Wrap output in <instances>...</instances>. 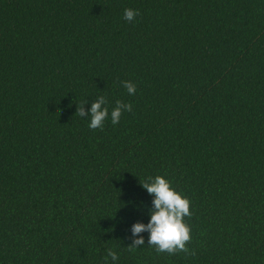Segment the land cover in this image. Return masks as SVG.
Here are the masks:
<instances>
[{"label": "trees", "instance_id": "obj_1", "mask_svg": "<svg viewBox=\"0 0 264 264\" xmlns=\"http://www.w3.org/2000/svg\"><path fill=\"white\" fill-rule=\"evenodd\" d=\"M100 96L132 110L93 131L75 114ZM156 175L191 201L194 255L158 254L148 232L128 250ZM109 249L107 264H264V0H0V264Z\"/></svg>", "mask_w": 264, "mask_h": 264}, {"label": "clouds", "instance_id": "obj_2", "mask_svg": "<svg viewBox=\"0 0 264 264\" xmlns=\"http://www.w3.org/2000/svg\"><path fill=\"white\" fill-rule=\"evenodd\" d=\"M140 13L138 10L132 8L124 9V20L132 22L136 16ZM123 86L127 89L130 95H135L136 85L131 81H122ZM88 101L77 105V111L75 115L80 117L88 116L90 123L88 127L95 131L96 129H103L104 123L109 116L111 123L116 125L120 121L121 115L132 110L130 103H124L120 100L115 102V107L109 113L107 100L104 96L98 97L91 103L90 110L85 111L84 105ZM140 185L146 189L147 193L152 195L153 207L149 210L150 220L147 224L137 222L132 225L133 239L132 244L128 246L129 251H133L138 248L139 245L144 244V238L139 234L142 232H148V244L154 247L156 252H167L169 255H174L180 252L189 254L190 250L187 244L191 243V227L187 224L186 218H190L192 213L190 211L191 201L183 196L180 192H177L172 187L169 180L164 176H148L140 182ZM190 254L194 255V251ZM112 261L119 259L117 253L109 249L105 256V264H107L108 258Z\"/></svg>", "mask_w": 264, "mask_h": 264}]
</instances>
